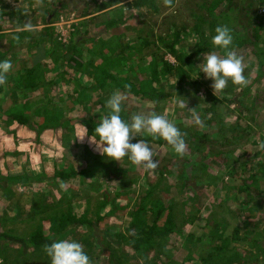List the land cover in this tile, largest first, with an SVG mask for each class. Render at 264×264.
<instances>
[{
	"label": "trees",
	"instance_id": "obj_1",
	"mask_svg": "<svg viewBox=\"0 0 264 264\" xmlns=\"http://www.w3.org/2000/svg\"><path fill=\"white\" fill-rule=\"evenodd\" d=\"M151 1L134 0L132 4H136V7L149 5L148 8L156 10ZM229 2L228 0H213L209 5L205 2L201 9L207 12L209 19H205L201 13L196 14L194 25L191 28H177L172 33L166 34L165 37H159L164 49L158 47L155 53L148 54L149 58L145 57L141 52L143 47L145 50V45H148L145 40H141L143 47L139 48L137 45L124 47L125 45L119 39H114V42L112 41L111 43H114L116 49L106 53V46L101 49L95 45L92 46L91 39L87 40L85 34H81L77 28H74L76 31L70 32V40L66 47H63L64 43H58L50 48L52 52L48 56L53 58L50 63L60 65L63 62L67 68L66 72L60 69L57 76L63 75L68 77L69 80L74 79L77 84L83 86L77 97L70 96L76 102L73 105H79L80 107L77 109L78 116L75 118H73V114L75 115L76 112L71 113L72 117L70 116V118L66 119V113L60 110L63 105L61 96H59L58 100L52 102V109L48 117L40 115V107L36 111H32V113L29 108L30 94H34L33 99L35 100L40 97L48 99L50 91L54 89L57 83L55 79L49 81L43 75L44 73H39L36 70L37 67L31 64V51H34L38 47L39 40L44 38L39 36H44L45 34L31 30L10 33V36L13 35V39L6 46V51L2 50L3 44L1 43L3 42H0V60L7 59L12 63V68L7 74L6 84L0 86V101L3 102L2 107L0 106V115L1 112L3 113L0 119L7 123L8 126L11 123H17L20 127L25 126L28 131L35 134L33 142L36 146L43 145L42 136L45 131L51 129L54 138L60 139L59 142L67 147L66 153L70 154L74 160L72 161V158L65 160L63 157L62 160L64 162H60V159H50V154L45 157L42 153L43 151L39 150L37 151L38 158L33 157L34 155H30L26 151L21 153L23 158L27 157L30 162L36 161L39 164H43L44 160L51 173H48L50 171L47 170L46 165H41L43 168L41 169L42 171H39L40 173H36L35 169L33 171L24 170L17 177L20 184H25L26 191L34 186L37 188L29 194L30 200L39 201L41 195L44 198V201H41L44 208L36 211L39 218H44L36 227L29 228L28 233L24 236H14L16 240L25 241L29 249H32L33 252L41 253L44 256L45 263L50 261L45 252V245L51 244L57 239H64L70 234H72L70 236L72 240H77L80 243L81 234H83L88 251L85 247L82 248L89 258L96 257L95 249H99L101 252L105 250L110 264H248L249 261H252V264H261V262L264 264L263 230L259 231L258 228L260 226L248 225L246 222L252 212H258L262 207L261 205L264 204V160L263 162L258 159L244 160L240 162L239 168L241 169L238 170L236 167H229L230 163L235 161V158L232 157L222 163L224 166L229 167L227 171L212 170L209 168L210 165L207 164V160H212V151L209 150L205 143L190 144L189 133L187 132L184 133L185 135L182 134L185 139L187 154L190 152L193 155L196 154L195 157H201L196 166L194 165V173H189L184 178L181 177L182 180H185V185L172 190L169 183L162 181L164 180L162 177L158 179V183L152 185L149 184L151 179L148 174L146 186L143 188H141L142 185L139 188L129 189L127 193L122 188L118 193H115L114 189L109 186V182L116 180L120 176V172H117V166L118 164L120 165V162L115 165L116 161L114 162V160H110L101 154L94 153L87 146L82 149L79 148L76 143L78 141L77 137L72 138L70 135L73 133L77 134L78 128L75 125L77 126L78 123L77 127L80 125L85 126L87 136L93 135L95 139H98L94 135L96 123L93 124L90 119H87L86 117L89 116V113L86 110L83 111L84 105L89 104V101L85 100L89 92L96 93V90H100L101 94H105V90L108 88L118 89L123 95L132 94L134 97L155 103L174 96L180 98L186 91V85L188 86L191 82H193L195 87L194 97L191 100H196L198 103L205 105L203 109L204 118L211 116L206 119V123L210 125L223 124V120L226 117H222L217 111V104L221 105L224 103V99L211 93L209 88H206L203 92L205 97H200L197 92L200 90L201 83L191 79V71H187L185 66H189L200 53L211 50L202 47L205 42L203 39L207 27L205 24L215 27L225 22L226 15L224 13L230 6ZM113 3L114 1H110L103 4L108 7ZM224 3H226L225 6H223ZM133 9H136L135 6ZM120 13L122 15V12ZM118 16L119 14L110 18L108 23L111 25L118 22V26L125 25L127 18L124 17V20L121 21V19L117 18ZM46 22H49V20ZM255 24L253 31L258 37L264 32V15H261ZM142 30H144V25L142 21H138L136 27L137 39L143 38L141 37ZM192 31L195 35H199V41L195 37L194 39L190 38ZM184 35L189 36L186 41L183 40ZM23 36H25V44L27 46L33 44V46L28 47L25 54H23L24 58L20 59L15 49ZM84 41H86L87 45L81 47V43ZM185 42L188 48L195 45L198 51L184 57L177 45H182ZM118 47L120 48L117 49ZM59 49L61 52H58ZM13 50L14 53H11L10 51ZM168 53L175 57L178 64L171 62L167 58ZM70 61H74L75 66H70ZM259 65L262 67L264 61L260 60ZM72 70H74V73L71 72ZM81 72H85L86 77L90 78V85L81 84L79 78L73 76ZM257 72L258 74L257 76L255 75L254 80L260 83L264 75L260 69H257ZM228 85H231V82ZM183 100L186 104L188 101L190 107H193L189 99L183 97ZM20 103L22 104V109L18 108L21 106ZM221 110L225 111V115L227 114L226 111L231 112L228 106L227 108H221ZM122 118L124 119L123 116ZM221 128L224 129L225 127L222 126ZM74 129L76 131H73ZM60 131L61 134H59ZM140 139L145 140L147 143L153 141V139L159 141V138L139 133L130 142L136 143ZM38 148L40 147H35L34 150ZM263 149L264 143L261 142L260 148L256 151V156H260L259 150L262 151ZM218 155L223 156L222 151H218ZM214 157L216 158V156ZM220 160L224 159L220 158ZM52 162L54 166L49 167ZM126 177L124 176L125 179H127ZM129 178L134 180L132 182L137 179L135 176H128ZM224 180L223 186L218 185L219 181L223 182ZM1 181L2 179H0ZM31 181H33L34 186L33 184L28 186V182ZM43 182H47L48 190L44 186L38 188V184L41 186ZM69 182L76 183L70 186L75 189L71 194L74 193L73 196L76 197L65 196L69 194L67 190L60 197L46 195V192L51 187L62 189L63 184ZM126 184H131V182ZM156 185L161 186L158 187ZM104 187H107V191L102 193L104 198L101 199L100 197L101 200L96 203L97 205H93L89 194L91 192L96 193L97 190H101ZM44 188L46 189L44 190ZM6 190L12 196L15 195L16 189L12 186L8 185ZM108 192L114 193L116 198L124 196L127 200L126 206L117 208L119 210L122 209L125 212L124 216L128 219L126 221L128 222L126 227L127 234L124 231L115 232L112 227L105 226L103 228L101 225L102 222L113 216L117 211L112 208L102 214V210L107 206L108 198L111 195ZM174 192L183 197L176 196ZM188 192L190 193L189 195ZM225 194L226 198L230 196L236 205V216L232 219L233 222L231 224L229 222L230 218H227L226 215L218 216L220 213L215 211L216 208L223 207L221 201L226 200ZM195 196L196 199L206 197V202H209L207 206L208 218L200 216L202 206H199L197 201H193ZM74 201L78 203L87 201V209L83 212L77 208L76 211L72 206ZM17 202V205H19V200ZM127 209L128 211H126ZM90 214L95 215V217L92 218L89 216ZM243 221L246 223L244 230L241 229ZM100 230L103 232H100ZM175 235L184 237L182 245L186 249L185 259L179 261H175L170 255L171 249L176 247V243L168 245L171 237L174 238ZM0 237L8 239L7 236L2 234H0ZM173 240L171 239V241ZM234 240L236 242H242L243 240L252 242L249 250L245 248L244 252L246 254L236 250L239 247L233 246ZM9 249L8 245H0V258L4 259L2 264H5L6 253ZM253 249H255L254 252L252 251Z\"/></svg>",
	"mask_w": 264,
	"mask_h": 264
},
{
	"label": "rangeland",
	"instance_id": "obj_2",
	"mask_svg": "<svg viewBox=\"0 0 264 264\" xmlns=\"http://www.w3.org/2000/svg\"><path fill=\"white\" fill-rule=\"evenodd\" d=\"M110 1H114V3L108 7L104 6V2L109 3ZM212 1L213 0H152L151 2L156 7V10H151L148 8L149 5L136 7V4H132L134 0H0V42H3L1 43L3 44L2 50L6 51V46L9 45L10 41L13 39V35L10 36V33L31 30L40 31L42 34H45L44 36H39L44 38L39 40L38 47L34 49V51H31V64L37 67L36 70H38L39 73H44L43 75L49 81L55 79L57 82L55 85L56 88L54 87V89L51 90L52 92L50 91L48 99H46V97H40L38 100H35L33 99L34 94H30L29 108L32 113V111H36V109L40 107V115L42 117H48L52 109V102H55L60 98L59 96H61L63 105L60 110L66 113V119L70 118V116L72 117L71 113L76 112L75 115L73 114V118H75L78 116L77 109L80 107L79 105H73V103L75 104L76 102L70 96L77 97L78 92L81 91L83 86L77 84L74 79L69 80L68 77L63 75L57 76L60 69L66 72L67 68L63 62L60 65L52 62L50 63L53 58L48 55L52 52V49H50L52 46H56L58 43H64L63 47L65 48L70 40V32L75 30L74 28H77L81 34L86 35L87 40L91 39L92 46L95 45L99 49L106 46V53L112 52V49L113 51L116 49L114 43H111L114 39H119L125 45L124 47L128 45H137L139 48L143 47V42L141 40H145L148 45H145V50L143 47V51L141 52L145 57L149 58L148 54L155 53L158 47L164 49L159 37H165L166 34L172 33L177 28H191L194 25L196 14L201 13L205 19H209V15L204 9H201V7L205 2L209 5ZM228 2L230 6L224 13L226 15L225 22L222 24L220 23V25H227L231 30L233 44L230 50L242 58L247 84H231L234 87L228 85L223 91L215 93V95L224 99V103L221 105L217 104V111L222 117H226L223 120V124L210 125L206 123V119L211 116L204 118L203 109L205 105L198 103L196 100H191L194 97L193 93L195 91L193 82L188 84V86L186 85V91L183 93L184 96L182 95L180 98L174 96L166 100L156 101L155 103L134 97L132 94L123 95L120 92L126 97L121 112V116H123L124 119L130 120L131 116L134 114L148 115L153 112L164 115L180 129L182 134L189 133L188 137L190 144L205 143L209 147V150L212 151V160H207V164L210 165L209 168L212 170L220 169L221 171H227L229 167H236L239 170L241 169L239 168V164L244 160L258 159L262 162L264 160V149L262 151L259 150L260 156H256V151L260 148L261 142L264 143V77L260 83L254 80L255 75L257 76L258 74L257 69H260L261 73L264 75V65L262 67L259 65L260 60L264 61V32L257 37L253 31L256 21L260 19L261 15H264V0H228ZM225 4L226 3H224L223 6H225ZM134 6L136 9H133ZM114 11L118 12L115 13ZM120 12H122V15ZM117 14H119L117 18L121 19V21L124 20V17L127 18V23L125 25L118 26V22L111 25L108 23L110 18L115 17ZM48 20L49 22H46ZM138 21H142L144 25V30L141 32V37L143 38L141 39H137L138 34L136 27ZM25 25H30L31 27L25 28ZM73 25H75V27H73ZM205 25L207 26L203 39L205 42L202 47L211 50L200 53L189 66H185L187 71H191V79L201 83L200 90L197 93L202 98L205 97L203 92L206 88H209L211 93L214 94L211 87V79H206L205 74L202 72H199L197 76L198 70L196 68L202 61L203 54H208L212 51H216L217 54L221 56L226 54L225 50L214 48L212 45L211 37L214 35V29L217 26ZM48 28L51 29L48 30ZM192 33L193 31L190 33V38L194 39L195 37L197 41H199V35ZM183 37L185 41L189 38L188 35H184ZM24 39L25 36L20 39L15 49L20 59L24 58L23 54H25L27 48L33 46V44L27 46ZM85 42L86 41L81 43V47L87 45ZM119 48L120 47L117 49ZM177 48L181 49L182 52L180 53H183L184 57L192 52L198 51L195 45L188 48L186 42L182 45H177ZM48 49L50 50L47 51ZM10 52L14 53V50ZM58 52H61L60 49ZM167 58L171 62L178 64L171 53L167 54ZM78 60L82 62L80 59ZM69 65L75 66V62L70 61ZM71 72L74 73V70ZM73 76L79 78L81 84L90 85V78L86 77L87 75L85 72ZM247 89L248 91H246ZM115 90L117 91L118 89L108 88L105 90V94H101L100 90H96V93H87L85 100H88L89 104L84 105L83 111L86 110L89 113V118H86L90 119L93 124H97L99 118H103L107 114V109L104 105ZM183 97L191 101L193 104L192 108L188 101L187 104L185 103ZM21 103V106L18 107L20 109H22ZM2 104L3 102L0 101L1 107ZM181 104H185L186 107L181 108ZM227 106L231 112L226 111L227 114L225 115V111L221 110V108H227ZM194 114L199 116L202 121L201 124L197 125L194 123ZM1 115H3L2 112ZM78 125L77 123V126ZM16 126H18L17 123H11L8 126L7 123L0 119V179H2L0 182V234L8 237V239L0 237V245L5 244L10 247L6 253L7 258L5 264H50V261L47 263L44 262L45 259L41 253L33 252L32 249H29L25 241L22 242L14 238V236H24L28 233L29 228L36 227V225L42 222V218H44H39L36 214L38 209L44 208L42 207L43 202H41L44 201L42 195L39 197V201L30 200L29 197V194L36 188L33 181L28 182V186L33 184L34 187L26 191L25 184H20L17 177L20 176L24 170L33 171V169H35L36 173H40L39 171H42L41 169L43 168L41 165H46L45 167L50 171L48 173H51V170L44 160L42 162L43 164H39L36 161L30 162L27 157L23 158L21 153L26 151L30 155H34L33 157L38 158L37 151L39 150L43 151L42 153L45 157L50 154V159H60V162H64V160H62L63 157L65 160H68L72 158V156L66 153L67 147L59 142L60 139L57 140L54 138L51 129L44 132L42 136L43 145L36 146L33 140H30V137L34 139L35 134L31 131L26 132L22 128L16 129ZM77 126L75 125V127L78 128L77 134H70L72 138L82 136L85 132L81 125L79 127ZM222 126L225 128L222 129ZM21 127L26 129L25 126ZM73 131H76V129ZM59 134H61V131ZM13 135L15 137L10 140ZM90 137L91 136L86 135L82 140L77 138V146L81 149L87 146L89 150L100 154L95 143L90 140ZM148 144L155 153L154 159L157 161L158 167L155 170L148 171L142 166L132 164L126 157L122 158L120 161L115 162L114 160L115 165L120 162V165L118 164L117 166V172H120V176H118L116 180H111L109 182V186L114 189L115 193H118L122 188L126 193L129 189L139 188L142 185L141 188H143L146 186L148 174L151 179L149 184L154 185L158 183V179L162 177L164 178L162 181L169 183L172 190L181 187L185 185V180H182L181 177L184 178V176L189 173H194V165L196 166V163L201 157H195L196 154L193 155V153L190 152L187 154L186 150L183 154H177L171 146L161 138H159V141L153 139V141ZM35 147L40 148L34 150ZM218 151H222L223 156L218 155ZM213 156H216V158H213ZM232 157L235 158V161L230 163L229 167L222 164ZM220 158L224 160H220ZM72 161H74L73 158ZM52 166H54L53 162L49 167ZM124 176L127 179H125ZM128 176H135L137 179L135 182H132L134 180L129 178V181ZM87 180L90 181L89 179ZM127 182H131V184H126ZM224 183L225 180L223 182L219 181L218 185L220 184V186H223ZM75 184V182L64 183L62 189L59 187H51V189L46 192V195L60 197L63 196L65 190H67L69 194L65 196L74 198L76 196H73L74 193H71L75 189L70 186ZM8 185L16 189L14 196L7 192L6 188ZM47 185V182H43L41 186L38 184V188L42 186L47 187ZM118 186L120 187L118 188ZM156 186L159 187L161 185ZM45 189L46 188H44V190ZM48 189L47 187V190ZM103 191L106 192L107 187L97 190L96 193L91 192L89 194L93 205H97L96 203L104 198L102 195ZM108 194L111 195L108 198L107 206L102 210V214H105L112 208L117 211L113 216L102 222L101 225L103 228L105 226L112 227L115 232L124 231V233L127 234L126 227L128 222L126 221H128V219L124 216L125 212L122 209H117L119 206H126L127 200L124 196L116 198L112 192H108ZM189 194L188 192V195ZM175 195L181 196L178 193ZM224 197L226 200H220L223 207L216 208L215 211L220 213L218 216L226 215L227 218H230L229 222L231 224L233 222L232 219L236 216V205L230 196L226 198L225 194ZM198 199H196L195 196L193 201H197L198 205L202 206L200 216L202 218H208L209 212L207 206L209 202H206V197ZM17 200L20 202L19 205H17ZM72 206L76 211L78 208L79 211L84 212L88 207V203L87 201L83 203L74 201L72 202ZM261 206L258 212H252L250 218L247 219L246 222L248 225L260 226L258 230H263L262 236H264V204ZM126 211H128V209ZM127 215L126 212V216ZM89 216L92 218L95 217V215L91 214ZM241 225V229L244 230L246 223L243 221ZM191 229L193 228L191 227ZM100 232L103 231L100 230ZM70 236H72V234H70ZM70 236L64 239L72 240ZM83 236L84 235L81 234L82 238L80 243H82V247H85L88 251L85 245L86 240H84ZM171 239L174 240L171 241ZM171 239L168 245H172L174 242L176 243V247L171 249V257L175 261L185 259L186 249L182 245V243H184V237L175 235L174 238L171 237ZM250 243L252 242H248L247 240H243L242 242H236V240H234L233 246H238L239 249L236 250L246 254L244 252L245 248L249 250ZM95 250L96 257L89 258L90 264H110L107 259L108 254H105V250L102 251L103 253L99 249ZM252 251L254 252L255 249ZM3 262L4 259L0 258V264ZM248 264H252V261H249ZM261 264L263 263L261 262Z\"/></svg>",
	"mask_w": 264,
	"mask_h": 264
},
{
	"label": "clouds",
	"instance_id": "obj_3",
	"mask_svg": "<svg viewBox=\"0 0 264 264\" xmlns=\"http://www.w3.org/2000/svg\"><path fill=\"white\" fill-rule=\"evenodd\" d=\"M30 27L25 25V28ZM211 41L214 48L223 49L226 54L221 56L216 51L203 54V59L196 68L197 76L202 72L206 79H211L214 94L223 91L230 82L233 85H246L242 58L230 50L233 44L230 28L227 25L217 26ZM11 68V61L0 60V86L6 84L7 74ZM125 98L119 90L112 93L104 105L107 114L99 118L94 129V135L98 139H94L93 135L90 137L101 155L115 161L126 157L132 164L142 166L145 170H155L158 163L149 144L143 139L136 143L130 142L137 136L135 134L139 133L161 138L175 153H184L186 144L180 129L164 115L154 112L148 115L134 114L130 120H124L121 112ZM180 107L184 108L186 105L181 104ZM193 120L197 125L202 123L198 115L194 114ZM82 127L85 132L77 137L81 140L87 135V129ZM45 252L50 258V264H90L89 256L84 252L82 245L75 240L57 239L45 245Z\"/></svg>",
	"mask_w": 264,
	"mask_h": 264
},
{
	"label": "crops",
	"instance_id": "obj_4",
	"mask_svg": "<svg viewBox=\"0 0 264 264\" xmlns=\"http://www.w3.org/2000/svg\"><path fill=\"white\" fill-rule=\"evenodd\" d=\"M19 128H22L24 131L28 132L27 129L23 128V127H20V126H16V129H19ZM15 136L13 135L12 138H10V140H12ZM30 140L32 141L33 140V137H30ZM24 148V147H22Z\"/></svg>",
	"mask_w": 264,
	"mask_h": 264
},
{
	"label": "built area",
	"instance_id": "obj_5",
	"mask_svg": "<svg viewBox=\"0 0 264 264\" xmlns=\"http://www.w3.org/2000/svg\"><path fill=\"white\" fill-rule=\"evenodd\" d=\"M66 24H67V22H66Z\"/></svg>",
	"mask_w": 264,
	"mask_h": 264
}]
</instances>
